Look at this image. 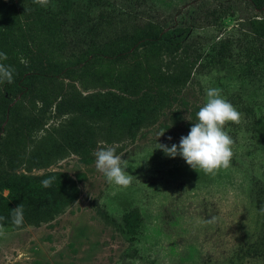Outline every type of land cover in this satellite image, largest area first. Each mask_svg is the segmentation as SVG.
<instances>
[{
	"label": "rangeland",
	"instance_id": "rangeland-1",
	"mask_svg": "<svg viewBox=\"0 0 264 264\" xmlns=\"http://www.w3.org/2000/svg\"><path fill=\"white\" fill-rule=\"evenodd\" d=\"M77 10L88 20L104 19L99 27L79 26L73 23ZM147 23L182 28V46L196 63L185 86L172 90L170 105L132 132L123 126L138 108L131 99L102 117L85 112L57 117L52 106L43 124L32 126L28 121L42 110L40 95L7 94L0 83V99L14 106L0 114V174L7 173L0 179V264H264V5L50 0L41 7L34 0H0V52L9 61L19 51L20 62L39 54L69 66L67 78L38 82L47 99L71 90L119 92L130 79L145 81L162 64L156 44L131 42L133 30ZM213 87L241 114L240 123L225 126L235 141L231 165L214 176L157 148L178 144L188 134L187 123L196 119L192 111ZM70 118L75 126L62 127ZM71 128L87 131L97 149L113 147L131 184L106 181L95 168L97 149L83 157L44 145L51 134L63 140ZM51 173L74 181L75 198L44 221L23 218L14 226L10 214L22 202L9 198V186Z\"/></svg>",
	"mask_w": 264,
	"mask_h": 264
},
{
	"label": "trees",
	"instance_id": "trees-1",
	"mask_svg": "<svg viewBox=\"0 0 264 264\" xmlns=\"http://www.w3.org/2000/svg\"><path fill=\"white\" fill-rule=\"evenodd\" d=\"M8 4V0H5ZM254 7L261 9L264 0H249ZM73 23L83 24L84 26L99 27L104 15L99 20H88L84 13L77 10L73 16ZM186 34L183 29L175 26L164 29L152 23H147L136 28L131 33V42L133 47L139 43L156 44L157 54L162 56L161 66L149 78L142 80L130 79L126 85L118 88L119 92L107 90L105 92L82 94L79 91L63 92L47 99L41 93L38 82L45 78L57 76L68 77L71 71L69 66L50 63L44 60L39 54L37 56L30 55L28 60L20 62L16 51L13 55L14 59L5 60L4 65L10 66L15 71L13 73L12 83H3L7 94H19L24 98L27 94L40 95L38 99L42 102V110L39 114L34 115L28 123L32 126H40L43 124L47 109L53 106V114L55 116L69 115L71 117L78 112L90 113L98 117L109 116L116 107V103L121 100L131 99L138 106L136 113L131 114L129 119L123 122V126L129 127L133 131L139 122L148 116H154L160 113L164 107L170 105L173 100L172 90L176 92L178 88L185 86L190 74L191 68L196 63L195 58L188 55L187 48L182 46V40ZM17 43V42H15ZM226 44V41L220 42V48ZM13 47H19L15 44ZM67 75V76H66ZM174 82V83H173ZM164 84V85H163ZM75 89V87H73ZM175 99V96H174ZM14 111V106H10L4 97L0 99V114ZM125 112V110H124ZM178 112V111H177ZM178 116V113H175ZM192 114H195L192 111ZM74 118H70L73 120ZM65 126H75L72 121ZM67 124V125H66ZM191 122L187 123L190 127ZM17 130V128H15ZM68 135L63 140L58 141L53 135L43 140L44 145L49 148H58L60 152L71 150L79 156H88L92 150L97 149L94 139L87 131L68 130ZM15 158L14 160H16ZM7 173L0 174V179H4ZM50 180L51 185L44 187L42 181ZM77 186L74 181L60 173H51L43 176L22 177L17 182L9 186V198L21 201L23 205V218L27 223L35 224L44 221L53 214L60 212L68 205L76 196ZM3 198L0 196V200ZM32 207H34L32 209ZM32 209V210H31ZM35 211V212H34ZM12 216V214H10ZM12 224L16 226L17 224Z\"/></svg>",
	"mask_w": 264,
	"mask_h": 264
},
{
	"label": "clouds",
	"instance_id": "clouds-1",
	"mask_svg": "<svg viewBox=\"0 0 264 264\" xmlns=\"http://www.w3.org/2000/svg\"><path fill=\"white\" fill-rule=\"evenodd\" d=\"M41 7H47L50 0H34ZM7 55L0 52V60H6ZM14 69L0 63V83H12ZM205 102L195 113V122L192 123L187 135H182L178 144L168 146L160 144L163 152L172 158L180 156L194 170L203 171L208 175H216L221 169L231 165L234 155L235 141L225 130L231 123H240L241 114L235 106L223 95L220 88H208L205 91ZM187 120L193 121L190 116ZM165 131V130H164ZM158 134L157 139L164 134ZM168 139H171L169 137ZM95 168L101 173L108 183L120 187H128L132 182V175L128 174L127 165L122 156L116 153L111 146H101L94 153ZM44 187L51 185L50 180L42 181ZM0 217V220H3ZM12 220L15 224L23 221V205L19 204L12 210Z\"/></svg>",
	"mask_w": 264,
	"mask_h": 264
}]
</instances>
